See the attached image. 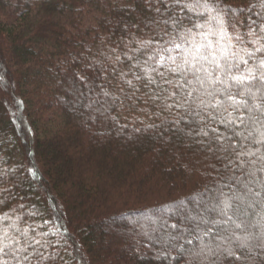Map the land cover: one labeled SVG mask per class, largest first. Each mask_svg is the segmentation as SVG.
<instances>
[{
	"label": "trees",
	"instance_id": "16d2710c",
	"mask_svg": "<svg viewBox=\"0 0 264 264\" xmlns=\"http://www.w3.org/2000/svg\"><path fill=\"white\" fill-rule=\"evenodd\" d=\"M224 3L233 19L259 24L264 13L257 0ZM156 8L167 17L156 0H0V216L11 218L0 227L11 234L19 216L41 241L48 259L30 264H216L204 245L215 251L224 228L210 239L197 224L218 218L210 201L223 185L236 191V177L194 142L186 104L162 111L124 83L140 72L129 71L125 44L148 39ZM112 49L123 61L115 74ZM196 205L210 209L198 215ZM243 264H264V252Z\"/></svg>",
	"mask_w": 264,
	"mask_h": 264
},
{
	"label": "snow or ice",
	"instance_id": "6c2138e0",
	"mask_svg": "<svg viewBox=\"0 0 264 264\" xmlns=\"http://www.w3.org/2000/svg\"><path fill=\"white\" fill-rule=\"evenodd\" d=\"M156 2L165 4L167 17L156 8L159 18L145 24L151 33L148 39L131 37L125 44L129 51L123 56L134 61L129 71L140 69L139 73L133 72V79L140 83L134 84L133 79L124 83L132 89V96L141 88L147 89L148 99L162 111L186 104L184 111L196 118L195 136L200 139L195 140L191 131L186 135L193 137L201 151L211 153L222 162L225 171L236 177L232 182L236 191L223 185L215 200L210 201L218 218L202 217L197 228L205 225L203 234L211 239V228L223 227L225 235L215 234L220 240L216 250L212 251L207 244L204 248L212 252L216 264H223L225 259L243 264L253 255L254 248L264 252V13H257L260 16L257 24L255 20L233 19L231 8L224 0ZM257 2L264 9V0ZM132 43L136 47H130ZM111 51L114 55L108 59L113 63L115 74L123 61L120 53ZM250 61L254 66H250ZM241 64L245 69H241ZM126 75L123 71L119 73L121 79ZM104 95L111 93L105 91ZM219 125H223V131ZM223 187H229V192L225 193ZM205 194L211 195L212 190L193 199H203ZM182 208L183 204H179L176 210ZM10 219L7 215L0 216V224ZM20 219L17 216L10 225L11 234L0 227V264H10V261L30 264L33 256L48 259L35 246L41 241L35 236L29 238L28 229L18 226ZM166 226L184 230L177 224ZM28 228L35 231L31 226Z\"/></svg>",
	"mask_w": 264,
	"mask_h": 264
},
{
	"label": "rangeland",
	"instance_id": "374dc122",
	"mask_svg": "<svg viewBox=\"0 0 264 264\" xmlns=\"http://www.w3.org/2000/svg\"><path fill=\"white\" fill-rule=\"evenodd\" d=\"M210 208H208V205H206V206H204V207H199V206H197L196 205V208H195V210H196V212H197V214L199 215L200 213L201 214H203L202 212L203 211H207V210H209ZM211 211V210H210ZM213 211V210H212ZM191 215L193 214V213H190ZM197 214H193L194 216H197ZM192 215V216H193ZM186 216H187V214H186ZM226 226H228V225H226ZM196 240V239H195ZM183 246V244H181V247ZM181 247H180V249H181Z\"/></svg>",
	"mask_w": 264,
	"mask_h": 264
}]
</instances>
